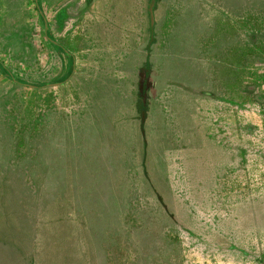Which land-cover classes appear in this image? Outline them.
I'll return each instance as SVG.
<instances>
[{
  "label": "rangeland",
  "instance_id": "374dc122",
  "mask_svg": "<svg viewBox=\"0 0 264 264\" xmlns=\"http://www.w3.org/2000/svg\"><path fill=\"white\" fill-rule=\"evenodd\" d=\"M35 1L0 0V62L19 53L22 81L44 83L32 92L0 77V264H264V210L238 207L244 194L223 189L250 179L228 152H264V0H209L202 14L197 0H156L145 27L140 12L141 28L127 25L115 59L125 63L104 82L70 66L61 74L62 51L80 38L57 51L55 27L88 3L86 23L109 26L115 0L98 13V0ZM217 56L239 60L245 83L222 90L218 111L197 98L220 86ZM144 67L160 92L146 111L134 83Z\"/></svg>",
  "mask_w": 264,
  "mask_h": 264
},
{
  "label": "crops",
  "instance_id": "0c3cea01",
  "mask_svg": "<svg viewBox=\"0 0 264 264\" xmlns=\"http://www.w3.org/2000/svg\"><path fill=\"white\" fill-rule=\"evenodd\" d=\"M72 1V0H71ZM74 1V0H73ZM95 1V0H94ZM97 1V0H96ZM109 0H98V11H100L102 8H104L105 4ZM156 0H141L138 3V0L135 4L136 8H130V0H115L116 5H113L110 7V17H109V26L107 24H96L91 25V23H86V18L90 16L93 17L94 14L89 10L92 9L93 3H88L87 10H82L80 15H77L76 18L72 22L67 23L66 26H58L55 27V31L57 33V36L60 37L59 39L63 40L59 42V45L56 46L57 51H60L62 48H66V44H70L76 47L78 44V41L74 37L79 36L80 40V48H75L74 51H69L71 53H68L67 51H62L63 54L66 56L65 58H62V61L60 65L63 67L61 74L64 75L65 69L67 66H70L72 77H89L90 80L94 79L99 82H104L108 80H112L113 77H116L118 74H116V70H119L121 68V65L125 63V60L121 64H116L115 59L119 55V52H122L121 45L122 41L124 39L125 34H129L127 25L130 23L136 24L137 27L134 28V31L139 30L141 28L140 21L138 22V14L141 13V18L143 22V27L146 25V17L150 16L151 19V12L154 6ZM70 2V1H68ZM60 5L56 12L63 7L65 4ZM120 3L123 4L125 8H122L120 6ZM90 5V6H89ZM200 5L203 6V0H200ZM95 7V5L93 6ZM188 9V6H186ZM207 7V6H206ZM202 9V7H201ZM74 12H76V7L74 6ZM103 10V9H102ZM189 10V9H188ZM89 12V14H87ZM208 9H205V12H207ZM200 13H203V10L200 11ZM130 17H133L130 19ZM137 17V23H135V19ZM82 19V20H81ZM50 21V20H49ZM51 22V21H50ZM116 23V24H114ZM113 24L115 27H113ZM49 25V22H48ZM201 26V33L200 37L203 40V38L206 39V36L208 34V29L205 26V24H200ZM204 26V28H203ZM80 27V28H79ZM110 29V32L104 36V33H106V30ZM115 32H114V31ZM112 33V35L110 34ZM112 38V39H111ZM69 39V40H67ZM73 39V40H72ZM203 45V44H202ZM233 47L235 46V43L232 44ZM228 43H225L223 40H217L216 41V48L219 50L224 47H228ZM149 47V46H148ZM146 48L143 44H138L136 49L140 51V49H143L146 51L145 57L147 59L149 56L147 55V51H149V48ZM209 50V49H208ZM208 53V51H207ZM105 54V55H103ZM219 57V58H218ZM146 59V61H147ZM223 64L224 67H219V64ZM217 65L216 67V84L220 86L217 88L215 92H209L204 91L198 94L197 98H205L206 100H213L214 104L217 105L215 107L216 111L220 110V102L222 97V90L228 86V85H236L238 89H241V87L245 84L243 83L242 79L244 76L241 75L240 72V63L238 60L235 61V57L230 56H217V62L215 63ZM257 65L260 68H263L262 65H264V56H262L261 59L257 60ZM116 67L118 69H116ZM146 67L143 69L137 71L135 77L134 83H135V96L137 98V103L141 105L143 108L144 100L146 98H156V96L160 95V92L156 94L153 87V81H152V75L150 76V72L145 70ZM226 68V69H225ZM116 71V72H114ZM149 77V78H148ZM65 83V79L62 80V82L57 83L56 86H61ZM207 86L208 83L206 82L205 85L203 84V87ZM249 90L254 89L251 86L247 87ZM258 90V88H257ZM261 90V89H259ZM156 94V95H155ZM258 94V93H257ZM201 115L202 112L206 109H208V106L206 104L198 105ZM218 108V109H217ZM148 109V104L146 105L144 111ZM142 112H137V114H141ZM254 117H256L254 115ZM259 118V116H257ZM256 118V119H257ZM254 119L253 121V128L255 129V132H257V129L259 128V125L257 124L259 121L258 119ZM240 126L242 123L239 121ZM214 127H217V125H214ZM248 131H250V128L246 127ZM256 135L253 134V138H255ZM264 153L261 150H246L241 148H234L232 151L228 152L229 156L228 158H233V155H240L243 159V169L242 175L246 178H250L245 180L243 182V189L239 188V186H233L230 188L229 186H222L219 182V186L216 190L228 189L230 191H237L239 193L243 194H252L255 197L258 195H262L264 193V156L262 155ZM244 177V178H245ZM261 177H263L261 179ZM220 179V177H218ZM217 179V180H218ZM260 179L261 181H259ZM210 190V189H209ZM260 193V194H259Z\"/></svg>",
  "mask_w": 264,
  "mask_h": 264
},
{
  "label": "trees",
  "instance_id": "16d2710c",
  "mask_svg": "<svg viewBox=\"0 0 264 264\" xmlns=\"http://www.w3.org/2000/svg\"><path fill=\"white\" fill-rule=\"evenodd\" d=\"M208 1L209 0H203V4L205 3V5L201 6L200 5V0H197V6L199 8V11H201V10L204 11L205 9L209 8L208 7V4H209ZM34 2H36V1L34 0ZM201 7H202V9H201ZM191 8H192V6H191ZM253 39H254V37H253ZM18 44H19V47L21 49L22 48L24 49L25 47L29 48L31 46L30 45V41L28 39H25V40L20 39V40H18ZM7 46H8V48H10L11 45L7 44ZM5 53H7V55L10 57V59L12 61V64H11L10 67L7 68L6 66H4V64L2 62H0V77L6 78L14 86L15 89H25V90L29 89L32 92H35V91L37 92V91H40L42 88H44V83H41V84H32V83L31 84H29V83L26 84V83H24L26 80L28 81V79L24 78L25 81L23 80L24 81L23 82L22 79L18 76L17 72L19 70H18V68H16V65H17L18 61H20L19 53L10 55L8 50ZM23 57H25V56H23ZM238 62L240 63L239 60H238ZM27 68H29V70L31 69V67L29 65L27 66ZM46 86L48 87V86H51V85H46ZM29 120L31 122H35L36 118L35 119L30 118ZM39 120H41V119L39 118ZM29 128H34V126H32V124L30 123V127ZM37 146H39V145H37ZM262 155L264 156V153H262ZM214 191H217L216 188H215ZM233 192L237 193L238 196H242V194H243V193L240 194L237 191H233ZM243 196H245V197L242 200V202L238 205V207H240V208H242V207H250V208L254 209L256 214L257 213L258 214H263V210H264V194L263 195H261V194L258 195L257 194V197H255L254 195L247 193V194H244Z\"/></svg>",
  "mask_w": 264,
  "mask_h": 264
}]
</instances>
